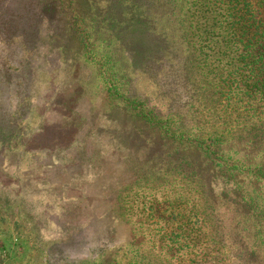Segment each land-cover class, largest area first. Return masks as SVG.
<instances>
[{
	"label": "rangeland",
	"instance_id": "374dc122",
	"mask_svg": "<svg viewBox=\"0 0 264 264\" xmlns=\"http://www.w3.org/2000/svg\"><path fill=\"white\" fill-rule=\"evenodd\" d=\"M36 2L27 1L18 21L0 14V26L8 22L0 28V264H139L127 229L98 198L119 179L130 186L177 158L182 144L152 125L157 116L190 117L189 132L203 124L196 117H206V100L187 80L192 65L176 24L217 20L214 1ZM46 5L49 26L35 17ZM74 6L81 18L69 15ZM130 16L138 19L132 29ZM24 22L39 33L35 42L24 30L21 48L9 42Z\"/></svg>",
	"mask_w": 264,
	"mask_h": 264
},
{
	"label": "trees",
	"instance_id": "16d2710c",
	"mask_svg": "<svg viewBox=\"0 0 264 264\" xmlns=\"http://www.w3.org/2000/svg\"><path fill=\"white\" fill-rule=\"evenodd\" d=\"M18 1L0 0V14L17 21L27 15L28 0ZM213 1L210 12L217 20L199 15L176 24L187 53L184 62L192 65L187 80L206 100V117H196L203 124L196 121L195 132H189L190 117L157 116L152 125L182 144L177 158L130 186L126 178L117 179L98 198L109 203L112 222L127 229L139 264H264V0ZM50 8L35 15L48 26ZM73 9L72 19L81 18V8ZM137 22L130 16L126 25L132 29ZM7 25L0 28L6 31ZM22 26L9 43L16 39L25 48L29 31L36 42L39 29ZM147 30L155 33L153 26ZM80 43L86 50L87 43ZM116 43L127 51L118 38ZM143 59L165 64L160 55ZM196 153L205 159L194 160Z\"/></svg>",
	"mask_w": 264,
	"mask_h": 264
}]
</instances>
